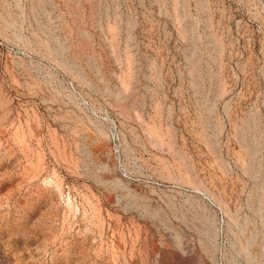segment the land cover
<instances>
[{
  "label": "rangeland",
  "instance_id": "obj_1",
  "mask_svg": "<svg viewBox=\"0 0 264 264\" xmlns=\"http://www.w3.org/2000/svg\"><path fill=\"white\" fill-rule=\"evenodd\" d=\"M0 264H264V0H0Z\"/></svg>",
  "mask_w": 264,
  "mask_h": 264
}]
</instances>
